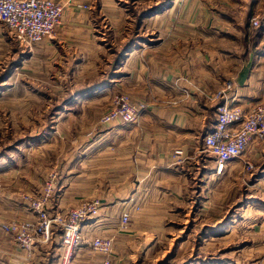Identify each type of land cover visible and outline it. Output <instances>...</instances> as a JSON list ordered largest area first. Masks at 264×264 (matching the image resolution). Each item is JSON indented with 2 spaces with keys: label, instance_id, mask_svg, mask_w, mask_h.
Here are the masks:
<instances>
[{
  "label": "crops",
  "instance_id": "1",
  "mask_svg": "<svg viewBox=\"0 0 264 264\" xmlns=\"http://www.w3.org/2000/svg\"><path fill=\"white\" fill-rule=\"evenodd\" d=\"M58 1L63 13L56 33L21 59L52 61L81 80L60 112L75 114L77 104L107 99L115 90L143 101L146 109L136 123L101 124L96 139L74 146L68 184L57 190L50 209L64 210L96 194L92 182L98 179L109 195L120 197L112 205L108 196V208L129 210L131 220L123 228L121 219L101 212L85 220L84 233L112 237V264H128L173 236L168 229L187 226L190 190H247L232 196L235 203L244 201L243 212L240 222L232 218L227 227L239 225L257 237L252 242L264 243V141H253L246 151L250 160L261 162L250 174L239 159L219 171L215 158L202 153L222 101L217 93L227 80L243 108L264 102V0ZM9 33L0 23V40ZM197 208L202 217L193 218L195 225L206 217L201 225L218 226L217 204L206 200ZM32 215L18 194L0 190V264H57L61 235L56 230L50 241H37L27 251L2 229L3 223ZM102 257L84 245L73 264H100Z\"/></svg>",
  "mask_w": 264,
  "mask_h": 264
},
{
  "label": "rangeland",
  "instance_id": "2",
  "mask_svg": "<svg viewBox=\"0 0 264 264\" xmlns=\"http://www.w3.org/2000/svg\"><path fill=\"white\" fill-rule=\"evenodd\" d=\"M262 19L260 23L264 22ZM23 46L26 45L11 31L6 41L0 40V190L18 194L28 203L27 196L40 197L48 183L52 182L53 196L57 190L67 186V160L74 146L81 148L84 140L98 137L101 116L113 106L117 94L125 92L115 90L107 99L84 103L83 107L77 104L79 111L75 114L62 113L59 108L71 90L82 85L81 80H73L65 73L66 69L52 61L41 62L34 58L23 61V54L32 53L30 46L28 49ZM106 106L108 108L103 111ZM202 153L208 155L204 150ZM253 163V171H256L261 162ZM223 181L221 178V183ZM99 184L98 179H93L92 186L97 188V192L101 189L83 200L99 199L103 206L101 212L121 219L122 210L108 208L109 204L105 202L113 198V205L120 197L112 193L109 195L106 188ZM190 191V205L193 204V207L188 212L187 226L168 229L173 236L157 243L147 257L137 255L135 261L128 264H264V243L252 242L257 237L251 238V234L244 233V228L239 225L227 227L232 218L240 222L243 212L241 204L244 201L235 203L232 196L247 190ZM52 198L47 205L51 214H62L68 209L52 211ZM206 200L217 204L218 226L201 225L206 217L195 225L202 217L197 214V207ZM82 201L69 208L78 207ZM32 214L31 217L12 219L10 222L31 219L34 217ZM196 215L198 220L194 221ZM54 230L62 238L61 227L54 226ZM229 230L236 233L228 236ZM163 234L168 233L165 231Z\"/></svg>",
  "mask_w": 264,
  "mask_h": 264
},
{
  "label": "built area",
  "instance_id": "3",
  "mask_svg": "<svg viewBox=\"0 0 264 264\" xmlns=\"http://www.w3.org/2000/svg\"><path fill=\"white\" fill-rule=\"evenodd\" d=\"M63 4L58 0H0V23L5 24L18 40L27 46L50 38L61 23ZM252 23L259 24L258 18ZM232 80H227L217 93L222 100L217 107L214 127L205 135L203 150L215 158L221 171L229 162L241 160L246 171L252 172L254 163L246 157V151L255 140L264 141V102L245 109L235 102ZM146 109L143 101L134 102L127 93H119L111 106L101 116L102 124L114 122L136 123ZM181 154V150H176ZM52 182L40 197L27 196L28 206L34 213L31 219L3 223L2 229L12 233L20 248L30 251L37 241L51 239L54 226L62 230L61 252L57 264H73L78 251L88 245L102 254L100 264H112L114 241L109 236L87 238L83 227L86 219L97 217L103 208L99 199L83 200L78 207L68 208L62 214H51L47 209L52 198ZM131 220L127 209L121 213V226Z\"/></svg>",
  "mask_w": 264,
  "mask_h": 264
},
{
  "label": "trees",
  "instance_id": "4",
  "mask_svg": "<svg viewBox=\"0 0 264 264\" xmlns=\"http://www.w3.org/2000/svg\"><path fill=\"white\" fill-rule=\"evenodd\" d=\"M154 8H152L151 10H153Z\"/></svg>",
  "mask_w": 264,
  "mask_h": 264
}]
</instances>
